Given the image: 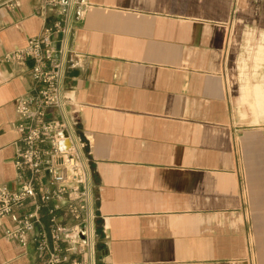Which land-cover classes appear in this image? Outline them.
Listing matches in <instances>:
<instances>
[{
  "label": "crops",
  "instance_id": "obj_1",
  "mask_svg": "<svg viewBox=\"0 0 264 264\" xmlns=\"http://www.w3.org/2000/svg\"><path fill=\"white\" fill-rule=\"evenodd\" d=\"M73 1L63 94L92 172L94 264H264V121L240 103L243 86L264 89V56L254 59L264 0ZM58 19L42 0H0V185L10 189L15 100L34 81L32 59L5 55ZM41 211L34 232L48 234ZM10 225L0 221V264H43L30 236L25 246L3 237Z\"/></svg>",
  "mask_w": 264,
  "mask_h": 264
},
{
  "label": "built area",
  "instance_id": "obj_2",
  "mask_svg": "<svg viewBox=\"0 0 264 264\" xmlns=\"http://www.w3.org/2000/svg\"><path fill=\"white\" fill-rule=\"evenodd\" d=\"M73 3L42 0L43 8L61 19L30 38L25 47L5 55L15 62L32 59L34 92L15 100L20 142L14 156L16 188L0 185V221L7 218L11 224L3 229L4 238L25 246L30 236L43 264H90V244L94 249L92 172L85 144L76 132L77 122L65 110L63 94L70 56L75 55L68 45ZM53 110L60 115L58 119L46 116ZM27 204L32 208L25 210ZM42 208L48 216V234L34 232L44 215ZM73 246L80 258L68 256Z\"/></svg>",
  "mask_w": 264,
  "mask_h": 264
},
{
  "label": "bare ground",
  "instance_id": "obj_3",
  "mask_svg": "<svg viewBox=\"0 0 264 264\" xmlns=\"http://www.w3.org/2000/svg\"><path fill=\"white\" fill-rule=\"evenodd\" d=\"M264 37V36H263ZM258 47L254 54V59L257 64L261 63L264 56V44L258 43ZM251 98V101L248 100ZM247 103L249 108L253 111L255 115V120H258V116L264 121V89L262 83H256L250 88L248 85L242 87V95L240 103ZM251 103V104H250ZM91 229V228H90ZM92 246L90 244V264H94L92 259Z\"/></svg>",
  "mask_w": 264,
  "mask_h": 264
},
{
  "label": "rangeland",
  "instance_id": "obj_4",
  "mask_svg": "<svg viewBox=\"0 0 264 264\" xmlns=\"http://www.w3.org/2000/svg\"><path fill=\"white\" fill-rule=\"evenodd\" d=\"M256 38H257V36H254V39H255V40H256ZM258 43H259V41H257V40L254 42V46H255V49H254V50H255V51H256V49H257V47H258ZM254 54H255V53H254ZM254 73H256V72H254ZM256 74H257V73H256ZM246 78H247V77H246ZM64 217H65V220H68V216L64 215ZM61 245L65 247L66 244H65V242H63Z\"/></svg>",
  "mask_w": 264,
  "mask_h": 264
}]
</instances>
